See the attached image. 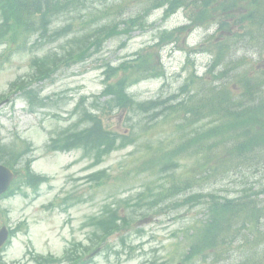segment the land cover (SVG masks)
Returning <instances> with one entry per match:
<instances>
[{"label":"rangeland","instance_id":"374dc122","mask_svg":"<svg viewBox=\"0 0 264 264\" xmlns=\"http://www.w3.org/2000/svg\"><path fill=\"white\" fill-rule=\"evenodd\" d=\"M142 2L143 0H90L88 1L90 6H87V10L82 11L80 16L87 18L91 11L92 14L99 15L94 7L98 10L106 8L105 19L119 21L134 15L140 9ZM261 3H264V0ZM240 13L245 15L246 11ZM161 14L160 10L152 12L147 28L134 30L127 39L120 36L109 40L99 52L94 53L85 62L68 69H59L53 84H34L32 88L40 90L43 98L49 97L51 105L30 113L26 109L25 101L16 97L12 99L11 104L0 109V143L9 144L13 141L22 148H24L23 141L29 143L33 147L35 157L32 164L33 172L49 177V182L38 188L37 194L23 188L27 196L17 194L0 202V208L6 209L9 213L11 224L24 219L27 225V234L16 238L6 251L10 258L18 256L27 249L28 245L30 248L33 246L36 252L58 257L70 241L86 243V236L92 228H82V224L88 218L99 215L108 205L114 204L119 205L120 215H125L130 220V228L123 234L126 244L136 248L129 259L128 254L118 247L117 240L113 239L111 243L115 246L114 249L122 252L119 258L120 264H155V262L177 264L188 250L190 233H187V229L205 218L201 203H190L159 216H154L150 212L131 215V210L122 212L120 208L123 201L134 203L137 195L146 191L148 186L159 191L160 186L166 188L171 183L175 184L184 178L187 180L199 175L200 180L192 185L185 196L209 193L222 197L242 196L253 199L256 206L261 209L251 223L244 226L240 223L235 225L240 233L233 243L219 247L216 251L207 253L205 251L204 256L193 258L187 264H264L263 163L259 164L263 165L261 174L256 170L259 165L255 167L256 163L251 161L246 165H254V168L245 171L243 175L244 171L235 172L231 169L242 165L230 162L223 170L214 167L215 170L212 169L211 174L205 177L208 171L198 169L197 163L189 159L180 161L178 170L169 177L155 176L151 175L149 170H141L144 168L141 163L149 158L154 149V147H151L152 150L147 148V144L155 147L161 144L163 148H168L178 143L180 133L176 131L177 119L174 116H169L168 121L156 126L148 125L143 131L144 135L133 145L112 152L97 166L90 165L91 159L81 155L82 151L69 153L46 151L45 146L49 138L56 131L70 127L69 123L76 119L77 115H72V109L80 98L85 97L80 110L82 114L83 109L89 107L102 91L101 72L105 62L116 65L122 60L133 58L134 53L145 51L153 44L159 30H170L185 24L181 12L166 20H161ZM66 21L64 17H60L58 22L49 28L50 32L62 28ZM244 24L252 35L244 37L240 32L243 36L242 41L235 49L232 48L229 56H226L224 66L230 68L234 64L239 65L234 70L236 75L248 72L254 78L257 69L264 70V32L258 33L254 25ZM203 31L196 30L185 40L182 35L177 46L168 45L161 48L159 55L166 72L165 80L142 81L133 86L129 93L139 101L152 99L158 95L166 98L177 90L193 67L198 75L202 74L209 60L207 54L194 55L191 58L193 67L191 63L185 67V62L187 45L189 47L195 45L198 47L199 43L203 45ZM212 31L213 28H210L209 32ZM60 45L61 41H56L46 45L44 50L54 48L58 50ZM199 48L201 49L202 46ZM2 51L0 47V56ZM35 54L30 51L18 53L3 64L0 62V95H11L8 85L18 77L27 76L29 60ZM232 72L221 82L235 89L234 95L238 100L241 98L243 86L232 77ZM261 89L264 91V84L261 85ZM99 116L103 125L111 131L118 134L130 132L129 125L132 124L127 121L125 113L115 112ZM208 166L212 167V165ZM245 169L247 168L243 170ZM99 170H105L108 178L104 179L100 186H96L87 180V176ZM241 175L242 178L239 177ZM253 191H256V195H253ZM180 198L182 199L183 196ZM140 231L141 235L137 233ZM115 258L112 255L107 258L106 253L103 252L91 264H117Z\"/></svg>","mask_w":264,"mask_h":264},{"label":"trees","instance_id":"16d2710c","mask_svg":"<svg viewBox=\"0 0 264 264\" xmlns=\"http://www.w3.org/2000/svg\"><path fill=\"white\" fill-rule=\"evenodd\" d=\"M85 1L0 0L2 14L0 39L12 43L15 47H20V42L26 43L31 35H37L33 44L34 47H37L45 45L46 41L63 37L64 42L60 52L54 50L52 53H45L41 58L34 60L33 64L38 66L39 79L48 77L58 66L68 67L71 64L82 62L93 51L99 50L106 40L120 34L118 24L115 23L110 26L109 24H97L78 35H72L71 38L65 34L71 31L72 23L57 32L48 33L49 24L58 15H71L79 8L85 7ZM261 1L145 0L140 13L120 22V25L123 26L121 33L122 31L128 32L132 27L143 26L145 24L143 17L152 8L165 6V15L174 13L180 7L189 8L191 12L188 15L190 26L163 34L160 37L161 43L169 42L176 38L175 34L179 35L196 26L214 25L217 27L216 35L208 36L205 39L204 51L210 55V64L203 77L197 78L194 74L188 76L185 84L179 90V94L186 93L187 98L166 106L161 112L169 110L173 115L181 117L180 122L182 123L178 127L182 128H179L182 130V137L178 146L161 150L160 154L154 155L150 160L151 164L160 165L159 171H168L177 167L178 159L183 154L196 159L207 157L211 160L219 155L217 152L214 154V150L224 151L227 158H237L235 159L236 164L242 165L238 167H245L248 161L255 162L256 165L264 163V161L258 162V160L264 159V91L261 89V85L264 84V71L257 77L254 75L253 78L248 72L236 75L234 70L239 65L234 64L230 68L224 66L226 56L230 55L232 48L237 47L242 41L241 38L252 35L244 23H247L248 26L254 25L258 33L264 32V3ZM244 10L246 14L241 15L240 12ZM237 12L239 14H236ZM231 72L233 73L232 77L238 83L241 82L243 86L241 98L238 100L234 95L235 89L231 90L227 84L221 82L227 79ZM162 75L163 71L158 65L156 53L151 49L136 53L134 58L122 62L116 67L108 65L105 72L106 86L102 95L110 98L105 105L111 109H123L128 113L135 114H145L164 107L165 102L160 100L137 103L126 93L127 87L131 84ZM189 92L191 93L189 94ZM166 116L169 117V114ZM84 117L85 127L80 132L65 135L61 149L81 147L85 154H92L94 162L97 163L103 155L115 147V139L111 133L102 128L95 115L87 111ZM199 121L203 122L200 124ZM186 127H189L187 132L183 130ZM187 185V183H183L182 187L176 185L165 189L164 192L156 194L149 205L157 204L172 190L179 191L184 189L183 187L186 188ZM195 198L196 196L191 197V199ZM213 199L215 198L211 197L210 219L204 228L198 230L201 234L199 233L193 243L192 253L201 252L207 247L212 248L217 244L222 233L227 231L220 238L225 241L224 237L231 228L229 225L224 226V222L228 223L232 217L230 214L239 215L242 223L252 216V212L247 208L253 206H250L248 201L241 202L238 206L230 201H225L219 207L217 201ZM97 225L99 227L101 225L105 231L108 229L102 223H97Z\"/></svg>","mask_w":264,"mask_h":264},{"label":"water","instance_id":"95a60500","mask_svg":"<svg viewBox=\"0 0 264 264\" xmlns=\"http://www.w3.org/2000/svg\"><path fill=\"white\" fill-rule=\"evenodd\" d=\"M9 179V172L6 171L4 168L0 167V192H2L6 188L7 184L9 183ZM1 237L2 236L0 235V238Z\"/></svg>","mask_w":264,"mask_h":264}]
</instances>
